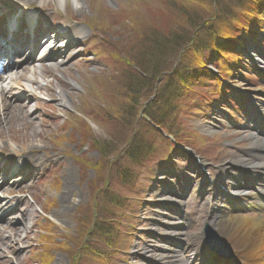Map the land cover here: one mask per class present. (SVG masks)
Returning <instances> with one entry per match:
<instances>
[{
    "label": "rangeland",
    "instance_id": "374dc122",
    "mask_svg": "<svg viewBox=\"0 0 264 264\" xmlns=\"http://www.w3.org/2000/svg\"><path fill=\"white\" fill-rule=\"evenodd\" d=\"M29 1L25 0V4ZM32 1L33 4H26L22 9L36 10L41 16L45 6L50 12L45 13L44 27L58 28L59 25L74 31L80 24L87 28V32L79 36L78 47L63 55V64L57 68L49 63L42 64L41 68H48L51 74L44 76L41 73L36 78L46 85V91L40 92L45 94L37 101V121L43 124L46 120L57 119V130L45 126L44 132L50 131L48 135L41 130L45 135L41 141L48 148L49 155L60 153L58 159H53L52 164L45 167H59V172L69 171L73 177L71 188L63 190L64 180L59 172L50 170L44 172L48 176L43 179L41 175L37 176L36 179L41 180L36 181L37 189L29 192L31 196L21 191L30 203H35L34 195H37L38 205L45 211L38 206L33 209L44 214L35 221L42 233H35L38 229L32 230V253L25 259L27 263L22 264H144L147 261L141 255L146 251L144 246L150 241L156 246L160 240H153L152 236L158 207L161 206L159 200H165L157 196V172L165 168L172 173L188 174L190 166L187 156L181 157L184 151H177L154 132L151 124L140 119L141 106L153 96L151 87L156 86V81L153 77L155 82L151 79L141 82L146 76L140 74L138 68L141 70L142 67L151 78L156 73L158 75L156 71L172 65V54L176 50H166L162 55L157 48L165 40L161 35L164 33L180 43L186 42L195 29H199L201 33L194 44L199 48V43L205 41L201 37L210 29L219 27L222 32L223 28L226 30L231 26L263 28L264 13L263 16L261 13L262 17L255 13L260 5L264 6V0H220L217 5L214 0H194V7L190 6L189 0H80V9L69 0H66L67 4H61L59 0ZM23 4L21 0H0V10H19ZM231 10L232 16L236 17L233 22L225 19ZM258 33L259 30L254 35ZM260 38L258 35L259 41ZM164 46L168 49V43L160 48ZM263 48L264 42L257 50ZM127 52L134 54L140 67L128 64L127 56H124ZM207 54L206 50H196L191 63L205 59ZM234 59L238 63L232 71L236 69L238 74L241 69L239 76L243 81L234 80L233 85L241 88L257 105L264 103V79L259 77L264 74V61L251 67L235 56ZM36 73L39 74L40 70ZM32 74L29 73L28 77ZM60 85L70 97L71 107L62 108L53 101L54 88ZM224 106L219 104L218 111L212 113L197 111L194 117L190 114L192 106L185 103L182 109L177 108L171 115L166 113L162 117L167 123L165 128L178 134L174 137L179 144L190 146L195 156L205 164L215 166L210 171L216 175L219 174L217 168L241 160L246 152H250L251 131L243 128L244 122L240 121L244 105L239 104L233 118L226 116ZM137 115L139 124L136 125ZM16 131L23 133L21 128ZM14 136L13 131L4 130L0 155L17 152L12 140ZM133 136L145 141L148 149L153 150L141 164L132 161L136 152L134 145L130 143L126 149L131 138L132 142L135 141ZM235 147L241 150L235 152ZM123 149L124 156L117 159V151ZM102 165L104 167L99 169ZM61 193L65 207L59 201ZM190 196L186 201L189 216L185 227L195 220L186 233L197 238L204 224L205 204L198 198L192 200ZM244 216L258 218L261 214L247 213ZM100 220L110 224L109 238L92 229ZM81 221L85 225H80ZM214 228L219 230L217 223ZM111 232L116 233L115 241ZM174 239L179 241L178 237ZM7 247L0 264H8L7 258L13 257ZM157 250V255H161L162 250ZM187 255L190 256L189 251ZM156 264L166 263L157 260Z\"/></svg>",
    "mask_w": 264,
    "mask_h": 264
},
{
    "label": "bare ground",
    "instance_id": "6f19581e",
    "mask_svg": "<svg viewBox=\"0 0 264 264\" xmlns=\"http://www.w3.org/2000/svg\"><path fill=\"white\" fill-rule=\"evenodd\" d=\"M21 1H23L24 4L19 8H25L27 6L26 4L30 5L34 3L32 0L26 2V4L25 0ZM59 1L61 4H67L66 0ZM69 2H72L76 9H80L82 6L80 0H69ZM42 9L44 13L50 12L45 6L42 7ZM76 29L80 34H85L87 31L83 26H79ZM5 32L6 30L0 25V36ZM32 32L37 35L36 31ZM43 32L48 33L49 31ZM53 36V38H49L50 43H54L53 41H57L60 38L58 34ZM17 39L19 41L22 40V44H24V36L21 34H13L9 37V41L6 39L3 43L12 44ZM35 40L36 38H34L32 42ZM32 42H29V45L32 44ZM50 43L49 45H51ZM29 45L25 47L26 51L29 50ZM67 50L68 48H65L64 50L58 48L54 53L50 54V52L48 55H45V59L56 68L60 65L59 63L61 62L62 53ZM19 52L20 47L18 50L14 51L12 56ZM21 53L22 55L26 54L24 51H21ZM18 60L20 59L18 58ZM27 61L29 60L27 59ZM27 71L26 67H21V69H15L11 73V76L6 79L0 77V139H2L4 130L13 131L15 136L12 140L17 146V152L11 151L13 154L4 153L7 163L0 166V173L5 171L8 173V170H11L12 167L16 166V172L20 173L21 178H23L22 184L19 188L25 192H34L37 189V184L34 181L35 175L41 173V170L43 171L46 165L52 164L54 161L53 159H58L60 153L57 152L50 156L48 148L45 147L44 143L41 141V139L50 132H44V129L46 128L45 126H48L47 129H52V131L57 130V127L55 126L57 119L54 121L46 120L43 124H40L37 121V115L35 114H37L38 93L46 91V88L44 87L46 85H43L36 80L28 79ZM42 72L44 76L51 74V71L49 70ZM22 81L26 83L23 84L21 83ZM52 99L62 108H68L72 105L69 100L70 97L61 85L54 88ZM48 118H50L49 114ZM16 128H21L23 133H18ZM41 130L44 132V136ZM256 143L258 144L257 141L254 142L255 145ZM260 143L261 144H258V146L261 145L260 148H264V141H261ZM260 155L262 154H259V156H253V161L249 163L244 160H238L235 161L234 164L237 162V164L244 166L246 169L253 168L255 171L261 169V172H264V156ZM14 160L17 161L13 163ZM16 162H18V164ZM53 170L56 173L59 172L60 169L59 167H54ZM59 175L62 177V180H64L63 190L70 189L71 177H73L72 173L61 170ZM224 181H227V179L221 178L219 182L222 184ZM242 184L243 185H239L237 189L231 190L229 193L231 196H236L243 203L249 198L253 199V202L250 203L252 204L250 208L256 206L254 202L257 199V196L253 193H249L244 182ZM212 186H214V184H212ZM0 191L2 193L6 192L3 185L0 187ZM214 193L218 194L217 190H215ZM39 201L37 195H34V204H31L26 197H22L20 201L18 198H14L11 201V203L15 204L13 211L7 210L9 203H0V213H5L3 222L0 221V258L5 256L4 250H6L7 242H10V247L7 248L13 257L7 258L8 264L27 263L25 259L32 253V251H30L32 230L34 232L38 229L35 221L43 215L42 212L38 213L33 210L35 206L40 208L38 205ZM59 201L63 204V207H65L62 193L60 194ZM217 204H221L219 208L225 210L226 213L219 218L217 215H214V224L217 223V226L219 227L217 232H220L227 239L228 243L235 251V257L238 262L240 264H264V213L258 218H248L243 215H238L237 212H229L231 209L235 210V202L227 200L217 202ZM228 206L230 208H228ZM14 211H17L16 215L14 214ZM42 211L45 212L44 210ZM163 216H170L171 218ZM158 217L160 218L158 220L159 222L166 221L171 223L172 226H179V221L181 220L178 219L177 215H174V213L168 212H161L158 214ZM3 234L7 235L1 236ZM187 260L188 259L185 258L184 254L180 251L174 264H187ZM1 261L2 260L0 259V263Z\"/></svg>",
    "mask_w": 264,
    "mask_h": 264
},
{
    "label": "trees",
    "instance_id": "16d2710c",
    "mask_svg": "<svg viewBox=\"0 0 264 264\" xmlns=\"http://www.w3.org/2000/svg\"><path fill=\"white\" fill-rule=\"evenodd\" d=\"M189 1H191L189 3L190 6L194 7V2H193L194 0H189ZM234 17L235 16H232V10H231L229 12V14L225 16V19L228 20V21L233 22ZM235 29L229 30L226 33L225 38L220 37V34L218 33V31L216 33L212 34L211 36H208V35L205 36L204 39H208V42H207L208 44H210L211 40L214 39L213 44L210 45V46H212V48L209 49L210 53L214 54L213 57H217L219 55H223L224 53H229L230 52V48L228 47V42L233 41V39L230 38V37H231L233 31H235ZM165 34L166 33L161 34L163 36V38H165V40L160 42L159 47H157L158 49H160V54H162V55L165 54L166 50H171L172 52H174L176 50L174 53H176V55H177L178 52L182 48L184 49L186 45H189V44H191L193 42V40H192L193 34H192V36L190 38L187 39L186 42H180V43H178V41L174 40V38H172V37L169 38L168 34H166V35ZM169 39H173V40H169ZM171 41H175L176 43L175 44H169V42H171ZM167 43H168V49L165 46L163 48H160L161 45H164V44H167ZM148 48H149V46H148ZM192 48H194V46H192ZM150 49H153V48L151 47ZM150 49H148V50H150ZM190 52H191V60H192V57L195 54L193 49H191V50L189 49V51H188L186 56H188ZM124 56H127V60H128L127 62H128V64L131 67H140L139 65L136 64V62H138V61H136L137 59H136V57L134 56V54L132 52H127V53L124 54ZM195 63L196 64L193 65V67L199 68L200 67L199 66L200 65V61L195 60ZM138 70H139V72L143 73L146 76V78H142L140 80L141 82L142 81L146 82L147 79H151L152 80L153 77H155V79H156L159 76V74L164 71L163 69H160L159 71H156V72H158V75L156 73L154 76H152L150 78L148 73L145 72L142 69V67H141V70H140V68H138ZM138 76H141V75H138ZM194 76H196V77L199 76L201 78H205L206 75H204V71H200V72H194L193 73V77ZM190 77H191V75H189V74L181 76V79L177 83L174 84L173 88L170 87V89H168V93H167L166 97L164 99H162L160 104H154V105L151 104L149 106V111H147V117L154 124H156L157 126H164L165 123H166V120H163L162 117L166 113L171 115V111H170L171 104L176 99H180V98H184V97L188 96V93L190 91V88L188 87V84H190V81H191ZM154 80H152V81H154ZM185 85L187 87L182 89ZM190 86H192V85H190ZM151 90H152V88H151ZM120 95L125 97V94H120Z\"/></svg>",
    "mask_w": 264,
    "mask_h": 264
},
{
    "label": "water",
    "instance_id": "95a60500",
    "mask_svg": "<svg viewBox=\"0 0 264 264\" xmlns=\"http://www.w3.org/2000/svg\"><path fill=\"white\" fill-rule=\"evenodd\" d=\"M205 231H206L207 234H210L211 236L216 237V239L218 238L217 234L214 233L213 231H211L209 227H207ZM218 240H219V241L221 240V242L223 243L222 238H218ZM212 245H213V244H212Z\"/></svg>",
    "mask_w": 264,
    "mask_h": 264
}]
</instances>
